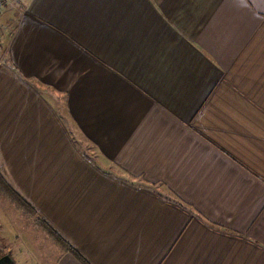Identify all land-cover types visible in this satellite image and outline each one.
I'll return each mask as SVG.
<instances>
[{"label":"crops","instance_id":"0c3cea01","mask_svg":"<svg viewBox=\"0 0 264 264\" xmlns=\"http://www.w3.org/2000/svg\"><path fill=\"white\" fill-rule=\"evenodd\" d=\"M14 2L0 174L47 264H264V0Z\"/></svg>","mask_w":264,"mask_h":264},{"label":"rangeland","instance_id":"374dc122","mask_svg":"<svg viewBox=\"0 0 264 264\" xmlns=\"http://www.w3.org/2000/svg\"><path fill=\"white\" fill-rule=\"evenodd\" d=\"M0 0V7H2L4 2L8 4L14 3L15 0ZM7 30V33H3ZM9 28L7 24L3 23L0 19V42L4 44L6 42L7 37L9 35ZM3 33V34H1ZM6 42L2 47H0V55H6ZM3 48V50H2ZM3 59V58H2ZM0 59V60H2ZM88 144V143H87ZM90 145V144H88ZM2 190V189H1ZM3 197L10 201L11 205L15 207V211L9 209V215H13L12 217H17L15 219H11L9 216H5L2 220H0V232L3 237H0V255H4L6 253H12L18 261L17 264H25V262L32 264H47V245L45 239H43L39 234H43L44 230L42 229V225L39 224L38 221L35 222V217L31 216V211L26 209L22 210L21 206L17 204L11 197H9L3 190ZM17 212V213H14ZM38 231L41 232L38 234ZM48 235L46 232H44ZM35 234V235H33ZM25 248V250L19 253V248ZM28 248L36 249V255L34 256H22L23 252L27 251ZM30 261V262H29Z\"/></svg>","mask_w":264,"mask_h":264},{"label":"trees","instance_id":"16d2710c","mask_svg":"<svg viewBox=\"0 0 264 264\" xmlns=\"http://www.w3.org/2000/svg\"><path fill=\"white\" fill-rule=\"evenodd\" d=\"M0 189H2L9 197H11L14 201L17 202L18 205L21 207H25L26 209H29L27 203L6 183V181L3 179L2 175L0 174ZM42 227H44L59 243H61L65 248L70 250V246L58 235L55 234L53 229L45 223L43 220L38 221ZM72 250V249H71ZM3 255V254H2ZM0 255V256H2Z\"/></svg>","mask_w":264,"mask_h":264},{"label":"water","instance_id":"95a60500","mask_svg":"<svg viewBox=\"0 0 264 264\" xmlns=\"http://www.w3.org/2000/svg\"><path fill=\"white\" fill-rule=\"evenodd\" d=\"M0 264H15V261L9 254L0 257Z\"/></svg>","mask_w":264,"mask_h":264},{"label":"built area","instance_id":"2783aa9c","mask_svg":"<svg viewBox=\"0 0 264 264\" xmlns=\"http://www.w3.org/2000/svg\"><path fill=\"white\" fill-rule=\"evenodd\" d=\"M3 1V0H2ZM2 1H1V3H2Z\"/></svg>","mask_w":264,"mask_h":264}]
</instances>
